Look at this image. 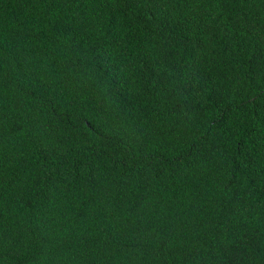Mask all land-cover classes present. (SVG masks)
<instances>
[{"label": "trees", "instance_id": "16d2710c", "mask_svg": "<svg viewBox=\"0 0 264 264\" xmlns=\"http://www.w3.org/2000/svg\"><path fill=\"white\" fill-rule=\"evenodd\" d=\"M0 264H264V0H0Z\"/></svg>", "mask_w": 264, "mask_h": 264}]
</instances>
